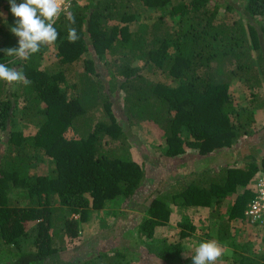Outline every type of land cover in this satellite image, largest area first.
<instances>
[{
	"label": "trees",
	"instance_id": "1",
	"mask_svg": "<svg viewBox=\"0 0 264 264\" xmlns=\"http://www.w3.org/2000/svg\"><path fill=\"white\" fill-rule=\"evenodd\" d=\"M237 2L243 8L238 21L227 19L237 11L228 0H84L70 9L75 24L67 16L55 24L56 64L43 66L41 50L16 65L29 85L0 82V264L139 261L128 249L110 255L68 245L79 238L89 212L114 197L128 202L144 185L145 170L131 154L138 146L128 134L134 125L153 126L164 140L160 154L169 159L186 151L208 158L247 133L252 111L234 104L229 86L233 80L251 90L264 85V0ZM0 10L11 12L8 0H0ZM151 10L163 14L150 24L138 21ZM70 27L76 43L67 40ZM18 47L0 21V63L14 65L18 58L4 50ZM79 62L77 82L67 86ZM15 122L34 133L25 137ZM43 162L45 173H30ZM210 172L219 173L198 161L185 165L145 208L140 230L149 238L169 221L171 207L179 216L176 241L145 247L156 264H192V256L182 258L183 241L195 232L199 208L220 219L226 207L218 240L229 238V223L245 221L248 187L264 174V154L258 163L226 165L217 179ZM238 264L264 263L242 256Z\"/></svg>",
	"mask_w": 264,
	"mask_h": 264
},
{
	"label": "rangeland",
	"instance_id": "2",
	"mask_svg": "<svg viewBox=\"0 0 264 264\" xmlns=\"http://www.w3.org/2000/svg\"><path fill=\"white\" fill-rule=\"evenodd\" d=\"M218 1L222 2L223 0ZM228 1L237 11L226 15L227 19L238 21L243 14V8H240L241 5H239L237 1L242 2L245 0ZM222 12L223 11H221V13ZM159 14H163V11L151 10L146 14H141L138 21L150 24ZM0 21L5 25L8 31H10V27H14L16 24V18L12 13H5L2 10H0ZM12 35L18 40V37L14 34ZM41 50L43 54V66L56 64V49L54 46L44 47ZM106 60L107 57L105 58V61ZM20 61L22 60H15L13 62L14 65H11V67L18 68L16 65H18ZM80 65H82L81 62L78 63V68L74 73L75 77L67 80V86H73L77 82V75L79 71H82V66ZM135 65L138 66L140 64L136 63ZM100 72L102 77L107 76L103 67ZM151 78L154 79V77ZM234 81L235 80H233L229 86V93L234 99V104L237 106H244L252 111L253 124L247 130V133L241 135L240 138L246 137L244 139H246L245 141L250 148H264V142L261 139L262 136H264V132H262V135L261 133L258 136L254 135V133H257L256 128L264 125V85L259 89H247L245 91L239 84H233ZM70 91L72 90L70 89ZM253 110H259L257 116H254ZM94 117L98 120L101 119L102 116L101 113L95 112ZM119 121L121 124H124L123 120ZM14 125V130L22 132L27 138L35 131V128L31 126L25 127L20 122H15ZM124 127L126 129L125 125ZM131 130L132 133H128L130 138L138 142V146L131 149V154L133 160L138 164H142L145 170L146 181L144 185H142L141 189L135 193L128 202H124L121 197H114L105 203L101 211L89 212L88 221L79 226V238L68 245V248L71 249L72 247H79L82 244H86L89 250L97 249L98 251L109 252L110 255H112L110 251L114 248L119 250L128 249L129 251L126 250V252H131L132 256L135 257L130 258L135 261L139 260L135 264H156L153 257L146 254L145 251L147 250L145 247L158 248L163 242L176 241L179 216L177 209L171 207L172 213L169 221L166 224L157 226L153 232V236L149 238L140 230V225L148 218L147 214L144 212L145 208L153 198L161 194L167 186H170L177 172L179 173L183 170L185 165L193 163L197 157L192 151H186L183 157L174 159L166 158L163 153L160 154L164 149V140L158 135L156 129L148 123L134 125ZM229 153L230 152H228V155L226 154L227 157L230 155ZM222 156L226 158L223 153ZM230 158L231 156L228 157V159ZM240 163L245 165V162ZM46 164V162H43L40 164V167L31 168L30 173H45L47 170ZM241 164H234L232 166L242 167L243 165ZM224 167L225 166L222 164L216 165L215 170L219 173L210 172V178L215 177L217 179ZM17 191L18 190L14 192ZM238 191L240 190L238 189ZM233 197L231 200L228 198L226 202H231ZM12 198L15 199L14 197ZM208 213H210V211H208ZM208 213L207 209L202 208L195 211L192 217L195 232L192 237L183 241V259L193 256L195 248L201 242L213 240L210 235L214 234V230L216 231V229H218L219 222L217 221L216 224L211 222V225H209L206 220V223L201 224V221L207 217ZM227 215L228 210L223 206L221 217L226 218ZM31 226L32 223L29 224L28 228ZM228 228L229 236L231 235L232 238H227V241L222 242L224 254L221 257L222 261L216 262V264H238L242 256L264 263V229L249 228L248 225L245 222H241V220L231 221ZM207 231L208 233L205 234ZM205 235L208 236L206 237ZM29 245L30 241L26 239L24 246L28 247Z\"/></svg>",
	"mask_w": 264,
	"mask_h": 264
},
{
	"label": "clouds",
	"instance_id": "3",
	"mask_svg": "<svg viewBox=\"0 0 264 264\" xmlns=\"http://www.w3.org/2000/svg\"><path fill=\"white\" fill-rule=\"evenodd\" d=\"M10 11L16 18L14 27L10 32L18 37V49H6L5 55L15 56L19 60L27 61L31 56L39 53L42 48L53 46L59 38L55 24L65 13L67 19L75 24V16L68 11V0H22L17 4L16 0H8ZM79 39L75 27H70L67 40L76 43ZM0 82L9 86L18 84L29 85L31 83L24 72L8 64L0 63ZM262 173V172H260ZM224 250L215 240L201 242L194 250L192 264H216L222 257Z\"/></svg>",
	"mask_w": 264,
	"mask_h": 264
},
{
	"label": "crops",
	"instance_id": "4",
	"mask_svg": "<svg viewBox=\"0 0 264 264\" xmlns=\"http://www.w3.org/2000/svg\"><path fill=\"white\" fill-rule=\"evenodd\" d=\"M233 84H239L242 87V89H244L245 91L247 90L244 87V85L242 83H240V81H238V80H235ZM253 111H254V116H257L259 110H256V111L253 110ZM256 129H257V133H254V135H257L258 136V135H260V133L262 135L263 134L262 132H264V130H263L264 129V125H262L259 128H256ZM244 138H246V137H244ZM244 138H240L237 141V143L231 149H226V150H221V151L215 152L214 154L210 155L208 158H200V157H198L194 153V155L197 157L196 160H194V162H197L198 161L199 163H202V164L206 165V167H208L210 169H215L216 165H218V164H222L224 166H226V165L232 166L234 164L235 165L236 164H241L240 162H243V163L244 162H247L246 160H248V162H250L252 160H255L258 163L260 161L262 155L264 154V148H258V149L250 148L248 146V144L246 143V141H245L246 139H244ZM260 138H261V136H260ZM261 139L264 142V136H262ZM228 152H230L229 153L230 154L229 156H231L230 159H228L229 156L227 157ZM222 153L225 154V157L226 158H224L222 156ZM241 165H243V164H241ZM230 200H231V198H230ZM202 209H206V208H202ZM208 211L209 210L207 209V213H208ZM208 216H209V213H208L207 217L201 221V224L206 223V220L208 221L207 223L209 225H211V222H213L214 224H216L217 221L220 222L221 219L224 218V217H220V219H210ZM248 227L251 228L249 225H248ZM206 233H208V231L205 232V234ZM205 236L207 237L208 235H205ZM210 236H212L211 238H213V240L217 241L221 246H222V242L227 241L228 239H231L232 238V236L230 235L228 239L218 240V237H219L218 229H216V231L214 230V234H211ZM221 261H222V258H220L217 262H221Z\"/></svg>",
	"mask_w": 264,
	"mask_h": 264
},
{
	"label": "built area",
	"instance_id": "5",
	"mask_svg": "<svg viewBox=\"0 0 264 264\" xmlns=\"http://www.w3.org/2000/svg\"><path fill=\"white\" fill-rule=\"evenodd\" d=\"M84 0H68L70 7L82 4ZM61 16H66L62 13ZM252 198L247 202L244 211V222L253 229H264V174L258 173L248 187Z\"/></svg>",
	"mask_w": 264,
	"mask_h": 264
}]
</instances>
